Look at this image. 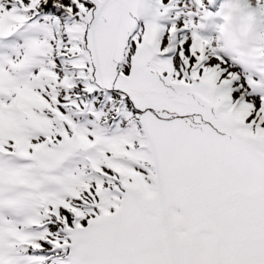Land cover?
Wrapping results in <instances>:
<instances>
[{"label":"snow or ice","instance_id":"1","mask_svg":"<svg viewBox=\"0 0 264 264\" xmlns=\"http://www.w3.org/2000/svg\"><path fill=\"white\" fill-rule=\"evenodd\" d=\"M234 7L0 0V264H264V64Z\"/></svg>","mask_w":264,"mask_h":264},{"label":"clouds","instance_id":"2","mask_svg":"<svg viewBox=\"0 0 264 264\" xmlns=\"http://www.w3.org/2000/svg\"><path fill=\"white\" fill-rule=\"evenodd\" d=\"M236 5L226 21L229 40L232 47L240 54L249 71H255L264 64L257 55L264 47V19L253 14L252 0H232Z\"/></svg>","mask_w":264,"mask_h":264},{"label":"rangeland","instance_id":"3","mask_svg":"<svg viewBox=\"0 0 264 264\" xmlns=\"http://www.w3.org/2000/svg\"><path fill=\"white\" fill-rule=\"evenodd\" d=\"M230 14H231V13H230ZM230 14H229V17H230ZM211 34H212V35H215V34H214V32H213V33H211Z\"/></svg>","mask_w":264,"mask_h":264}]
</instances>
